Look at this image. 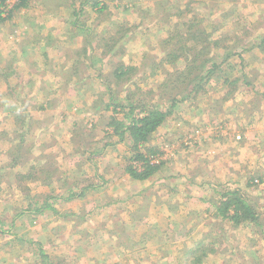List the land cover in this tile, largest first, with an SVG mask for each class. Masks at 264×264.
<instances>
[{
	"label": "rangeland",
	"instance_id": "374dc122",
	"mask_svg": "<svg viewBox=\"0 0 264 264\" xmlns=\"http://www.w3.org/2000/svg\"><path fill=\"white\" fill-rule=\"evenodd\" d=\"M167 1L25 0L16 8L19 0H4L0 5V132H4L0 136L4 178L0 182V264H42L40 248L48 256L47 264H188L187 250L207 236L213 239L214 252L202 264H264V220L262 226L237 225L216 216L222 193L235 189L256 201L264 214V52L246 38L242 43L245 60L234 53L226 56V44H233L244 30L264 32V0H208L202 6L187 5V0ZM165 5L176 6L185 16L206 18L202 28L213 32L212 40L220 37L219 44L210 48L220 66L199 92L177 102L153 133L149 145L159 147L154 156L164 162L140 181L126 171L132 147L129 138L115 143L109 131L89 132L97 139L88 131L70 128L69 132V124L83 116L79 107L77 113L69 108L77 105L68 92L60 88L63 100L51 101L44 109H40L46 105L44 98L34 93L41 87L44 94L50 93L58 77L52 70L58 56L48 53L46 59L51 56L53 62L41 59L45 44L54 40L50 37L69 34L70 55L85 59L86 36L82 33L90 27L96 34L92 43L98 41L100 47L93 51L94 58H86L94 61L93 69L86 64L76 67V79L85 82L82 86L86 90L97 86L103 94L110 85L111 92L123 98L128 90L126 79L122 81L125 75L114 74V70L130 65L141 88L136 98L163 104L159 96L168 94L158 86L161 82L170 85L174 72L184 65L182 60L174 66L165 62L171 52L180 55L163 43L169 30ZM228 7L232 10L221 11ZM117 29L123 39L115 44L104 42ZM110 51L114 55L108 59ZM96 74L109 85L102 87ZM70 76L61 69V79L56 80ZM233 79L250 83H242L228 99L229 83L225 81ZM146 92L151 93L146 96ZM15 112L23 114V130L30 129L23 142ZM109 117L110 111H102L93 121L102 127ZM104 137L110 144L88 157L90 143ZM20 147L23 160L6 177L9 159ZM32 158L39 160L38 172L32 168L27 176L31 179H21L20 174L31 165L27 159ZM50 168L56 172L44 186L48 174L43 169ZM14 173L20 174L15 177ZM99 176L100 189L53 202L52 195L63 185L100 182ZM45 198L53 209L24 211Z\"/></svg>",
	"mask_w": 264,
	"mask_h": 264
},
{
	"label": "trees",
	"instance_id": "16d2710c",
	"mask_svg": "<svg viewBox=\"0 0 264 264\" xmlns=\"http://www.w3.org/2000/svg\"><path fill=\"white\" fill-rule=\"evenodd\" d=\"M207 1L208 0H187V5L191 2H195L199 6H202L205 5ZM3 2L4 0H0V5ZM24 2L25 0H19L15 7L17 8V6H23L25 4ZM167 2V0H163L164 4ZM96 3L99 2L97 1ZM162 6L163 5H161V7L159 8H162ZM104 8L105 6L99 7L97 9V13H101ZM223 9L225 10V12H228L232 10V7H228L226 9L222 8L221 11ZM8 10L10 12L12 9L10 8ZM164 16V21L169 23V30L168 37L163 40V43L165 47H171L177 53H180V55L176 56L173 52H171V54L165 56V62L171 63L172 66L176 65L177 61L182 60V62H184L183 67L179 71L174 72L175 78H173L174 81L170 83V85L165 86L164 82H161V84L158 86L161 92H163L164 94H168V96H165L163 94H160L163 96H159L161 102H163V104L164 102H166L167 105H160L159 102L150 101L149 98H136V93L141 88L139 87L138 82L135 81L131 75V70L134 68V66H124L123 69V62L121 63L122 65H120V67H116V70H114V74H117L119 76L125 75L122 81L126 79V83L124 84L128 88L126 95L123 98H119L115 94H113L110 90L111 88H109L110 91L108 94V99L106 101L100 99L95 104L98 109L100 108L104 111H110L109 121L106 124V131H109L113 136L118 137L120 141L125 140L126 138L130 139L132 147L129 156V162L126 166V171L129 173L131 178L138 179L140 181L148 179L153 173L157 172L162 165L161 163L164 162L163 160H158L154 156V154L158 155L159 147L155 148L149 145L153 133L165 121L167 116L171 113V110L175 106V104L189 98L192 93L196 94L197 92H199V90L202 89L201 87L203 86V84L210 80L215 72V69L220 66V64H216V60L211 57L210 53V48L219 44L220 37L218 36V39L212 40L213 32H206L205 28H202L201 21H205L206 18H197L196 15L192 17L188 15L185 16L183 10L177 8L176 6L169 5H165ZM171 19H173L174 21H171ZM210 27H213V25L211 24ZM84 35L86 36L84 41L85 45L82 49L85 55L84 58H94L95 56L93 55V51H95L97 47H100V44L97 41L95 42L96 48L91 49V47L93 46L92 39L96 41V34H94L93 32V28L88 27L86 28V32H84ZM114 35H111L108 38H104V42H113L115 44L118 38L119 40L123 39L122 34L118 29L114 32ZM246 38H250L252 45L259 48L261 52H264V32L259 31L257 33H250L244 30L241 36H239V38H237L236 41L233 42V44H226V48L228 49L226 50V56L228 57V55L234 53L237 54L241 58V60H245L242 54V50L246 46L242 47V43ZM119 43L120 46L125 45V42ZM88 53H91V55L89 56ZM106 54V58L108 59H110L114 55L113 51L107 52ZM104 57V54L100 56V63H103ZM143 58H145V55ZM93 62L94 61L90 60V66L92 69L93 65H95ZM180 65H182V63ZM76 70L77 68L73 70L75 74H77ZM96 76L100 77L98 76V74H96ZM181 76L183 78L178 79ZM249 81L250 80L246 79L242 81H240V79H233L230 81L226 80L225 82L229 83V86L225 94V98L230 99V97H233L242 83L249 86ZM129 87H133L134 89L129 90ZM149 93L151 92H146V96ZM40 109H44V106H40ZM119 114H121V117L119 116ZM22 116V113L15 112L14 117L17 118V120L19 121L17 122L20 123L19 128L21 130L19 133V140L21 142H23L22 139L30 130H28L27 128H25V131L23 130L24 121ZM3 133L0 132V136H2ZM20 150L21 147L16 149L15 155H13L11 159H9L10 168L5 172L6 177H10L13 168L12 166H14L15 164L19 165L20 161L23 160V153H21ZM94 152H96V150L89 152L88 157H91ZM27 160L31 163V165L29 166L26 173H19V177L21 179L27 177L28 174H31L33 171L31 170L32 168H34L35 172H38L36 169V164L38 162L36 161L39 160H35V158ZM51 166H54V164H52ZM43 172H46L48 174V179H44L43 185L48 186L49 177H53L56 169H43ZM19 174L14 173L15 177H17ZM1 179L4 178L0 173V182ZM26 179H31V176L27 177ZM99 181L100 182H98L97 184H93L95 182L89 181L83 186H76L77 188L71 186L65 187L63 185V187L60 188L59 192L55 196L52 195L53 202L57 198L70 200L75 197H81L86 193L87 190H89V188L95 189L97 186L103 184L102 180ZM81 182L82 181L80 180V183ZM72 189H75L77 191L74 192ZM245 196L246 194H244V192L242 193L239 189L225 191L224 193H222L219 204L216 205V216L219 217L221 221L227 220L237 225L250 224L254 226H262V221L264 220L263 212L260 213L261 211L259 210V205H256V201H254L249 196L248 198H246ZM47 198H45L40 205L35 202L36 204L27 206L26 210L24 211L42 212L45 207L53 209L52 206L49 205L52 202H48ZM49 208H46V210H49ZM19 214V212L15 213L14 218ZM212 242L213 239L208 236L198 240L193 247L187 250V255H189L187 263L202 264L206 256L214 252V250L210 247ZM39 250L41 254L42 264H47V254H45L43 249L40 248Z\"/></svg>",
	"mask_w": 264,
	"mask_h": 264
},
{
	"label": "crops",
	"instance_id": "0c3cea01",
	"mask_svg": "<svg viewBox=\"0 0 264 264\" xmlns=\"http://www.w3.org/2000/svg\"><path fill=\"white\" fill-rule=\"evenodd\" d=\"M84 32H86V28L84 29ZM84 32L82 34H84ZM76 33V32H75ZM75 33H73L72 37L75 36ZM48 38V37H47ZM50 38H54V40H49L48 44H45L46 48H43L41 50V59H43L44 61H48V62H53L56 60H52L51 56H49V59H46L48 53H53L58 56V61H56V63L53 62V68L52 70L55 71L56 75L58 76L57 78L60 77L61 79V69L62 70H66L69 71V74H71L72 76L66 78V79H62V80H56L54 81L55 87H53V89H50L51 92L44 94L42 92V87L39 88L38 90H35V97L36 96H42L44 98V102L43 105H45L44 107L50 106L51 101H56V100H60V102L63 100V97L61 96L60 93V88H62L64 91L68 92V95L71 96V100L74 101V103L77 105V107L71 105L72 102L70 101V105L69 108L73 109L75 111V113H77V109L76 108H80L81 109V113L82 114V118L72 122L71 124H69V126L67 127L70 131V128L72 130H78V132H94L97 131L98 133H102V132H106L108 133L106 130L107 125L104 126H99L96 125V122L94 123V121H97V119H95L94 117H97V115L99 113H101L102 109H98L95 104L97 101H99L100 99H102L103 101H106L108 99V94L109 91H105V93L101 94L97 89V86H95L93 89L89 88V90H86V86L84 88V86H82L85 82L83 81L82 78L76 79L77 74H74V69L76 68V66L79 64L80 66H84L88 67L90 65V61H87L86 59H77L76 57H73L72 55H70V46H68V44H71L70 41V36L69 34H53ZM57 43V44H56ZM51 44V45H49ZM92 48H96L95 44L91 47ZM90 52V51H89ZM50 54V55H51ZM104 62V59H103ZM89 63V64H87ZM124 63V62H123ZM103 64V63H100ZM99 64V66H100ZM101 78L99 77V82L98 83H102V87H105V80H101ZM54 84H50L51 86H53ZM107 85H109L108 83H106ZM46 85V84H44ZM48 85V86H50ZM109 88L110 85H109ZM88 89V88H87ZM49 91V90H48ZM88 91V92H87ZM96 101V102H95ZM95 102V103H93ZM48 103V104H47ZM69 105V104H68ZM102 108V107H101ZM94 120V121H93ZM99 130H98V129ZM93 134V133H92ZM92 134L89 133V135L93 138H95ZM109 137H112L109 135ZM115 143L116 142H123L124 140L120 141V139H118V137H116ZM97 139V138H95ZM91 145H94L95 148H90L88 147V149H90L91 151L93 150H99L101 147H107L110 143L108 142V140L106 139V137H104L102 140L100 141H92L90 143ZM100 147V148H98ZM89 151V152H91ZM88 152V154H89ZM94 152V153H96ZM93 156V155H92ZM88 160V159H87ZM92 169L96 170L95 166L93 165V163H91ZM102 176H99V180L101 179ZM98 182H95L94 184H97ZM101 187H103V184L100 186H97L95 189H100ZM93 189V188H89Z\"/></svg>",
	"mask_w": 264,
	"mask_h": 264
}]
</instances>
